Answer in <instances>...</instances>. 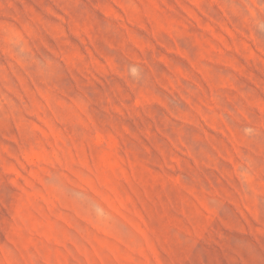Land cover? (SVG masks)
<instances>
[{
  "label": "rangeland",
  "instance_id": "rangeland-1",
  "mask_svg": "<svg viewBox=\"0 0 264 264\" xmlns=\"http://www.w3.org/2000/svg\"><path fill=\"white\" fill-rule=\"evenodd\" d=\"M0 264H264V0H0Z\"/></svg>",
  "mask_w": 264,
  "mask_h": 264
}]
</instances>
